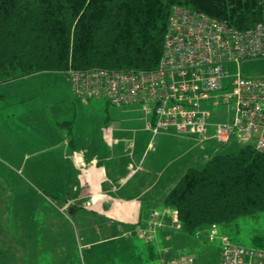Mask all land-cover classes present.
I'll list each match as a JSON object with an SVG mask.
<instances>
[{
  "label": "trees",
  "instance_id": "1",
  "mask_svg": "<svg viewBox=\"0 0 264 264\" xmlns=\"http://www.w3.org/2000/svg\"><path fill=\"white\" fill-rule=\"evenodd\" d=\"M178 5L238 29L264 14V0H0V84L37 72L153 69L169 11ZM163 200L177 211L180 226L169 232V253L147 246L150 261L191 255L199 247L191 243L198 231L204 232L203 242H216L221 258L220 238L230 240L219 227L264 213V150H218L200 167L187 169ZM212 225L216 233L210 238ZM251 241L250 247L233 244L264 251L262 236Z\"/></svg>",
  "mask_w": 264,
  "mask_h": 264
},
{
  "label": "crops",
  "instance_id": "2",
  "mask_svg": "<svg viewBox=\"0 0 264 264\" xmlns=\"http://www.w3.org/2000/svg\"><path fill=\"white\" fill-rule=\"evenodd\" d=\"M53 75L58 76L55 78L59 79L63 87L66 83V87L52 85L54 83L49 80ZM15 81L19 84H35L36 88L28 86L31 98L27 100L20 94L22 88L19 89L13 107L16 112L20 111V115L23 114L24 120H27L24 122L20 116L24 123L22 129L31 132L30 135L39 142L33 145V150L29 149V152L24 153L21 158L13 159L15 162H21L15 172L23 173L27 168V172L35 176V170L38 169L41 159L47 161L45 165L48 169L50 168L48 160H53L56 165L62 166L63 174H65L64 170L68 174L72 172V183L68 186L71 194L66 197L64 194L61 196L55 194V197L59 202L58 210L61 213L70 210V214L75 217L72 222L74 230L77 231L80 259L84 260L91 253L98 255L100 246L111 241L114 242L112 254L123 255V252L128 250L129 255L131 253L130 257L139 260L141 257L134 254L141 252L140 246H146L147 261L150 260L147 248L149 244L155 247L159 255L169 253L171 248L169 232L174 231L172 226L176 213L164 207L163 198L187 169L200 167L207 161L211 156L207 155L212 147L200 146L196 139L169 131H161L152 136L146 130L144 113L135 106L120 108L123 110L121 114L116 120L110 119L108 124L101 118H96L91 123L80 124L76 116V104L83 107L82 112L85 111L86 106L90 109L91 105L89 101L81 100L73 94L63 72H37L9 80L7 83H15ZM43 82L49 86V89L44 90ZM4 95V93L0 94L3 100L0 101V119L5 120L7 106ZM53 107H58L59 119H68L71 125L65 124L58 128L56 123L50 120L43 123V119H49L47 113ZM83 120L87 121L86 118ZM28 122L34 123L32 128ZM28 124L29 129L26 127ZM79 126L83 128V132L79 131ZM108 126L111 128L110 131L106 130ZM42 140H52V142L44 143ZM130 141L131 145H129ZM8 148L9 146L2 147V152L13 158L19 157L20 154L12 156L10 152L12 148L10 150ZM167 149L172 150L167 151ZM30 159L34 163L29 167L27 161ZM64 163H68L67 167ZM154 211L158 212V219L164 227H153L156 238L151 237L147 241V237L138 234L137 229H144L150 224L147 215ZM239 225L238 222V226L233 224L232 227L238 229ZM224 228L219 227V231L224 232ZM53 229L54 233H58L55 239H59L60 227ZM260 236L264 238V232ZM118 242L122 244L119 245ZM209 245L210 243L202 242L200 248L195 249L193 252L195 259L192 264H206L211 257L212 264H218L219 246L213 250ZM160 260L163 259L156 261V264H159Z\"/></svg>",
  "mask_w": 264,
  "mask_h": 264
},
{
  "label": "built area",
  "instance_id": "3",
  "mask_svg": "<svg viewBox=\"0 0 264 264\" xmlns=\"http://www.w3.org/2000/svg\"><path fill=\"white\" fill-rule=\"evenodd\" d=\"M169 12L160 59L153 69L70 70L65 75L73 94L101 99L114 107L139 108L152 136L169 131L196 139L203 147L208 140L219 146L234 140L264 150V77H246L239 69L231 72L229 68L248 58L264 57V14L255 24L238 29L179 5ZM208 105L214 109L229 106L232 116L227 122L209 123L205 120L212 113ZM149 223L148 229L137 232L156 238L153 227L163 225L157 212L150 214ZM215 229L212 225L210 238ZM220 242L219 264H264V251L232 245L226 236ZM192 259L183 256L172 263L188 264ZM168 263L161 260L159 264Z\"/></svg>",
  "mask_w": 264,
  "mask_h": 264
},
{
  "label": "rangeland",
  "instance_id": "4",
  "mask_svg": "<svg viewBox=\"0 0 264 264\" xmlns=\"http://www.w3.org/2000/svg\"><path fill=\"white\" fill-rule=\"evenodd\" d=\"M229 68L231 72H235L236 69H239L240 74L246 77H264V57L248 58L247 60L239 61L236 65L231 64ZM55 77L58 78V76L53 75L51 80H49L54 83L52 85L57 84L59 87H63L59 79ZM63 77L64 76H62V79H64ZM28 86L36 88L35 84H19L17 81L10 84L4 81V83L0 84V94H5L3 97L7 106L6 119H0V264H156V262L152 263V261L146 260V246H140L139 249L141 252L134 254L135 256L138 254L139 257H141L140 260L136 259V257H130L131 253L129 255L128 250H125L123 255H121V253L112 254L113 241L101 245V250L99 249L100 251H97L98 255L90 254L89 252V257L86 256L84 260L80 259L77 231L74 230L72 222V219L75 220V217L70 214V210L61 213L58 210L59 202L55 197V194H59L60 196L64 194V197L71 194L68 190V186L72 183V172L68 174L66 170H64L65 174H63L62 166L56 165V162H52L53 160H48V166L50 167L48 169L45 165L47 161L45 160L46 162H44L42 159L39 161L40 165L38 169L35 170V176L32 174L30 175L27 172V168L23 173L15 172V170L19 169L21 162H15L13 159L17 160L21 158L24 153L29 152V149H34V144H39L37 141L38 139L30 135L31 132L28 133L22 129L24 123L20 116L23 118V114L20 115V111L18 110L16 112L13 107L15 96L19 95V89L22 88V92H20L22 97H25L26 100L31 98L28 93V90H30ZM43 87L44 90L49 89L48 85L46 86L44 84ZM65 87L66 83H64L63 88ZM0 101L3 102L2 98H0ZM89 104L91 108L89 109L88 106H86L83 112V107L76 104V116L78 121L80 120V124L81 122L91 123V121H95L96 118H101L108 124L110 119L116 120L117 116L123 111L120 107L111 106L101 99H91L89 100ZM58 107H53L52 110L47 113L49 119H43L42 122L46 123L50 120L54 124L56 123L55 125L58 128L63 126L60 125L62 122H69L70 120L68 119H59L57 113ZM207 108L211 109L213 114L209 113V116L205 120L212 124L227 122L232 116V110L229 106L226 109H214L208 105ZM85 113L86 115H84ZM25 116L28 115L26 114ZM83 118H86L87 121H84ZM24 122H27V120H24ZM39 122L43 125L40 120ZM28 123L32 128L34 123ZM29 124L26 126L27 129L30 128ZM207 129L209 132L213 133L211 127H207ZM79 131L83 132V128L80 127ZM42 136L43 135H41V138ZM157 140L156 143H158ZM42 141L44 143L52 142V140ZM197 143L199 144L198 141ZM243 144L244 142L241 141L235 142L234 140H230L228 144L218 149L220 147L218 143L210 140L204 143V145L212 147L211 152L208 154L209 156L218 150L224 152L236 151L240 146H243ZM7 146H9L8 150L12 148L10 151L12 152V156H18V154H20L19 157L13 158L2 152V147L7 148ZM170 150L172 149H167V151ZM167 151L165 152L167 153ZM52 154L49 156L51 157ZM170 156H173V154H170ZM46 157H48V155H46ZM31 159L27 161V166L29 167L30 164L34 163V159ZM67 164L68 163H64L66 167ZM47 172H50V174H47ZM171 211L177 215V211ZM150 214L147 215L148 221H150ZM160 216L162 215L160 214ZM176 221L180 226L177 217ZM238 221L240 224L238 229L225 227L223 231L229 237L232 244L235 243L243 247H250L253 244L251 238L255 234L261 235L262 232H264V213L258 214L251 219L245 218ZM173 222L174 224L172 227L175 229L176 222ZM55 227H57V229L60 227L59 239H55V235L58 236L56 231V233L53 232V228ZM148 227L149 225H147L146 228ZM161 227L164 226L162 225ZM143 236L148 237V232ZM194 236H198V239H196V237L195 240L191 242L193 243L192 245H202L205 239L204 232L198 231ZM146 240L148 241V238ZM118 243L119 245L122 244L121 242ZM215 243L216 242H213V245L210 243L209 248L213 250L216 249L218 245ZM191 254L193 255V260L189 262V264L194 263L193 261L195 259L194 254ZM212 259V257L208 259L209 261L206 262V264H212ZM172 262L174 261L170 260L168 264H173Z\"/></svg>",
  "mask_w": 264,
  "mask_h": 264
}]
</instances>
